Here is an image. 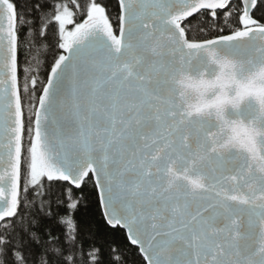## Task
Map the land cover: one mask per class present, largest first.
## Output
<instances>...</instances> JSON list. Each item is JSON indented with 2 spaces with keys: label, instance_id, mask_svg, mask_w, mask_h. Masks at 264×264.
<instances>
[{
  "label": "snow or ice",
  "instance_id": "1",
  "mask_svg": "<svg viewBox=\"0 0 264 264\" xmlns=\"http://www.w3.org/2000/svg\"><path fill=\"white\" fill-rule=\"evenodd\" d=\"M0 264H264V0H0Z\"/></svg>",
  "mask_w": 264,
  "mask_h": 264
}]
</instances>
